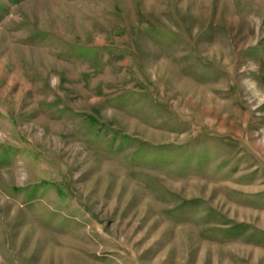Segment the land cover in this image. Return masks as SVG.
<instances>
[{
	"label": "rangeland",
	"instance_id": "obj_1",
	"mask_svg": "<svg viewBox=\"0 0 264 264\" xmlns=\"http://www.w3.org/2000/svg\"><path fill=\"white\" fill-rule=\"evenodd\" d=\"M0 264H264V0H0Z\"/></svg>",
	"mask_w": 264,
	"mask_h": 264
}]
</instances>
